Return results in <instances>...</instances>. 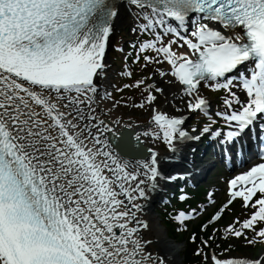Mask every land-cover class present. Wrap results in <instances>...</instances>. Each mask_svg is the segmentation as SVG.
<instances>
[{
    "label": "snow or ice",
    "instance_id": "snow-or-ice-1",
    "mask_svg": "<svg viewBox=\"0 0 264 264\" xmlns=\"http://www.w3.org/2000/svg\"><path fill=\"white\" fill-rule=\"evenodd\" d=\"M125 11L137 21L132 31L151 36L139 43L135 61L149 53L143 67L158 66L123 85L143 87L134 106L151 109L144 135L175 152L178 142L204 134L234 143L256 121L264 132V0H0V264H166L163 256L153 260L145 247L151 241L140 236L148 223L137 217L139 200L145 187L181 174L165 176L155 149L137 160L139 136L114 151L119 120L101 119L92 107ZM157 76L179 92L183 109L207 116L210 123L192 129L199 135L184 127L185 116L154 106L165 91ZM204 88L224 93L215 111L224 127L213 128L218 120ZM261 145L259 162L227 180V201L201 231L240 200L250 211L229 222L224 237L249 247L264 242V139ZM203 210H181L175 219ZM213 238L195 249L204 264H264V251L209 252Z\"/></svg>",
    "mask_w": 264,
    "mask_h": 264
},
{
    "label": "bare ground",
    "instance_id": "bare-ground-1",
    "mask_svg": "<svg viewBox=\"0 0 264 264\" xmlns=\"http://www.w3.org/2000/svg\"><path fill=\"white\" fill-rule=\"evenodd\" d=\"M125 12L130 13V11H125ZM125 12L122 13L121 17L115 22V28H118L124 22L128 21L127 14H125ZM105 62L109 65V68H108V77L106 78V80L100 82L99 95L101 96V98L103 97L104 91L108 88V85L110 84L111 67L107 60H105ZM156 80H157V86L163 87L165 89L163 93L158 94V97L160 99L162 98L168 99V102L165 103L166 104L165 108L171 105L179 108L182 107L183 105L180 103L179 100V92L174 87L169 85L166 82V80L159 77H157ZM173 96L176 97L175 102H173ZM103 99H100L102 102L97 100L98 105L94 104L92 105V107L96 108V115L99 116L101 119H105V120L111 119L113 121L119 120V123L116 126V132L118 133V135L114 140V146H113V150L118 152V146L120 144V141L127 138L131 140L133 143H135L137 139L135 135L136 136L139 135L140 129L135 127V125L133 126V124H129V125L122 124L123 120L121 116L117 114L114 108L109 107L105 102H103ZM122 126L126 129L124 130ZM139 141L141 146L139 148V151L134 155L137 160L146 159L145 154L148 153V149H152L151 145H147L145 139L139 138ZM173 153L174 152L172 151L159 153L160 170L162 169L164 170V167L166 170L168 168H172L173 164L171 163L169 165L170 163L169 160L173 156ZM160 182L161 181L158 180L159 186H160ZM145 191H146V197L141 198L139 200L140 204L142 205V210L137 213V217L139 219L146 221L148 223V228L140 229V236L144 240L151 241V243L145 245V247L150 253L153 254V260H155V257L159 255L165 258L166 264H179V260H178L179 248L172 245V243H170V241L167 240V238L164 236L163 231L158 227L156 217L150 210V202H151L150 200L153 196L152 189L149 187H145Z\"/></svg>",
    "mask_w": 264,
    "mask_h": 264
},
{
    "label": "rangeland",
    "instance_id": "rangeland-1",
    "mask_svg": "<svg viewBox=\"0 0 264 264\" xmlns=\"http://www.w3.org/2000/svg\"><path fill=\"white\" fill-rule=\"evenodd\" d=\"M127 22H124L121 26H119L118 28H115V31L113 32V39L112 41H116L118 36L120 34H124L125 37H131L134 35L135 31H132V29L134 27L131 26L130 23V16L127 15ZM121 52H123V47L120 46L119 47ZM116 59L119 61L121 59H123V56L121 54H119V56H115ZM108 62H110L111 66H113L112 68L114 69L116 67V64L113 65V61H112V58H108ZM158 67L157 65H153V64H149L147 68H141L139 70V73H136L134 75L133 78H131L130 80H128V82H125V81H121L120 77L121 75H117V73H115L117 75V77L115 76L114 79H112V83L115 84V86L117 88H125L123 87V82L127 83V84H132L135 80L137 79H143V78H146V77H150V73H152L155 68ZM162 67V66H161ZM115 70V69H114ZM114 74V75H115ZM126 79V78H125ZM152 79L153 78H149V82H152ZM127 81V80H126ZM113 87L114 85L112 86V92L110 93H113ZM126 91L124 93H122L123 95V104L124 106H118L114 100L112 101V105L115 104L117 105L118 107L116 108L117 109V112L118 114L121 113L123 118L126 120H135L136 123H138V125H143V130L144 132H149L151 131V128H152V125H151V122H150V115H151V109H148L147 111H145L144 109H141L140 107L138 106H134V105H138V102L140 101L141 99V92L143 90V87L141 86L140 88H132V87H128V88H125ZM167 101V100H166ZM163 100L161 101H155V105L156 107L158 108H163L165 105L164 103L166 102ZM132 104V107H128L126 104ZM126 105V106H125ZM120 107V108H119ZM125 107V109H124ZM167 110L165 112L169 113V114H175V115H180L182 114L184 111V109L182 111H179L177 112L176 109L177 108H170L169 106L166 108ZM145 113L147 114V117H143L145 115ZM151 136V134H149ZM154 144H153V148H156L158 150H164V148L162 146H164V143L161 141V140H157L154 138ZM210 182H206L205 184H208ZM156 219H157V224H158V227L163 231L164 233V236L167 238L168 241H170V243H172V245L176 246L177 248H179V253H178V260H179V264L182 262V259H183V243L182 241L180 240H173L171 239L168 235H167V231L166 229L161 225L160 223V220H159V217L157 216V214L155 215ZM193 224V223H192ZM262 250H259V253H261ZM255 253H258V252H255ZM236 254H240L239 252L237 253H232L230 255H236Z\"/></svg>",
    "mask_w": 264,
    "mask_h": 264
}]
</instances>
